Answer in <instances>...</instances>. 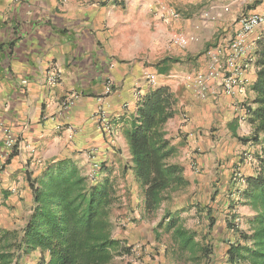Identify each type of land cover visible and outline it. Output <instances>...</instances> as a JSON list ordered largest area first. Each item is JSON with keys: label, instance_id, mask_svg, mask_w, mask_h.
I'll use <instances>...</instances> for the list:
<instances>
[{"label": "crops", "instance_id": "0c3cea01", "mask_svg": "<svg viewBox=\"0 0 264 264\" xmlns=\"http://www.w3.org/2000/svg\"><path fill=\"white\" fill-rule=\"evenodd\" d=\"M263 10L264 0L251 5L236 0H0V154L8 156L0 185L4 208L28 209L25 225L33 207L29 177L52 162L71 159L90 179L94 161L107 167L129 161L126 130L137 109V92L162 85L178 98L177 113L166 124L168 136L174 137L172 131L177 136L173 144L181 155L172 161H182L191 183L208 185L217 174L212 154L217 135L232 136L233 123L240 135L252 130L237 104L255 98V51L264 26L252 38L255 63L244 95L227 96L213 80L202 98L192 78L207 66L211 49L230 43L240 13ZM177 34L188 37L187 46L173 42ZM148 73L156 76L154 83ZM52 74L58 75L55 85L48 82ZM107 78L115 87L109 95ZM73 94H78L74 106L64 109L62 102ZM100 106L112 121L110 133L100 128ZM6 129L16 140L12 150L5 143ZM244 165L240 174L254 173L250 161Z\"/></svg>", "mask_w": 264, "mask_h": 264}, {"label": "trees", "instance_id": "16d2710c", "mask_svg": "<svg viewBox=\"0 0 264 264\" xmlns=\"http://www.w3.org/2000/svg\"><path fill=\"white\" fill-rule=\"evenodd\" d=\"M255 54L258 70L252 90L256 95L242 104L252 130L240 135L238 123L230 126L232 137L248 147L243 161L250 160L254 167L251 175L236 173L238 203L247 205L253 214L246 219L248 230L231 222L238 235L227 252L232 264H264V38ZM177 106L172 89L158 86L138 99L126 130L131 157L122 174H131L140 190L143 219L155 215L175 193L191 185L185 167L172 161L179 146L166 130ZM103 170L107 174L92 182L71 159H62L50 163L38 176H30L32 212L21 229L0 227V264H22L34 252L40 253L39 264H110L116 256L130 254L131 247L112 234L111 211L118 185L111 167L101 164ZM9 194L5 192L6 197ZM197 205L208 216L205 233L186 228L180 215L171 211L159 223L163 231L158 227L154 231L159 240L169 235L165 252L176 261L209 264L215 249L210 234L216 220L209 206Z\"/></svg>", "mask_w": 264, "mask_h": 264}, {"label": "rangeland", "instance_id": "374dc122", "mask_svg": "<svg viewBox=\"0 0 264 264\" xmlns=\"http://www.w3.org/2000/svg\"><path fill=\"white\" fill-rule=\"evenodd\" d=\"M171 133L177 137L173 131ZM217 136L218 146L212 152L215 160L213 165L217 171L216 178L212 177L208 185H204V181L199 180L198 183L202 184V187L192 182L187 189L175 193L174 197L165 202L161 209L150 218H142L141 196L137 184L130 177V174H128L129 176L122 174L125 162L119 161L110 166L116 174L118 185L117 200L111 211L112 234L125 246L131 247L130 254L116 256L110 264H193L191 262H178L171 254L166 253L169 235H164L162 240H159L156 239L154 230L157 229L161 221L163 222L162 219L166 220L164 218L166 212L171 211L180 215L186 228L196 230L199 234L205 233L208 216L206 212L199 211L200 208L197 204L209 206L212 210V216L216 220L210 234V241L215 249L209 264H232L228 261L227 252L229 243L237 240L238 235L230 227L231 222L238 225L241 230H248L246 219L253 214L247 205L238 203L237 188L240 187V184L235 180L237 178L236 173H242L244 163L249 165L250 160L243 161L245 151L248 148H242L241 144L238 145V141L229 132L222 131L221 135L218 134ZM196 150L200 152V149L197 148ZM202 150H204L202 151L203 154L208 151L204 148ZM177 157L180 158L181 155ZM177 157L173 160H179ZM185 161L187 163L188 159ZM181 162L178 161V163ZM189 164L192 165L191 168L194 166L191 162ZM1 177H3V173ZM98 178H100L99 174ZM12 208L16 207L12 206ZM27 211L28 209L19 212L8 211L4 208L1 197L0 227L23 228ZM158 229L160 232L163 231V228L158 227ZM39 257L40 253L34 252L22 264H39Z\"/></svg>", "mask_w": 264, "mask_h": 264}, {"label": "built area", "instance_id": "2783aa9c", "mask_svg": "<svg viewBox=\"0 0 264 264\" xmlns=\"http://www.w3.org/2000/svg\"><path fill=\"white\" fill-rule=\"evenodd\" d=\"M66 2L67 0H60ZM240 4L251 5L255 0H236ZM229 6H225L224 11L229 10ZM205 17L209 16V12H204ZM239 26L236 29L230 43L227 46H216L208 53L209 61L204 70L194 74L192 78V88L195 94L199 97H206L209 91V84L211 81L216 80L219 82L223 92L230 97L237 95H244L246 92V83L248 82V70L254 67L255 56L252 53V38L264 26V10L256 13L242 12L238 16ZM257 37L260 39L259 34ZM173 42L181 47L188 44V37L183 34H177ZM147 79L154 83L156 76L154 74H146ZM48 82L55 85L59 82L58 75L52 74L48 77ZM113 80L107 78L105 82V94L109 95L114 91ZM142 96L140 91L137 92V99ZM78 94H73L67 97L63 102V108L67 109L74 106ZM245 102V101H244ZM243 104V103H242ZM239 102L237 107L243 112L245 118L246 110ZM100 122V128L107 133L113 131V124L110 117L107 115L106 110L100 106L96 113ZM6 133V146L12 150L15 146V138L12 136L9 129L5 130ZM92 158L94 150H91ZM8 157L7 155L5 158ZM0 154V182L1 176L5 168L6 159ZM101 164L98 161L93 162V172L90 174L91 181H96L100 172Z\"/></svg>", "mask_w": 264, "mask_h": 264}]
</instances>
